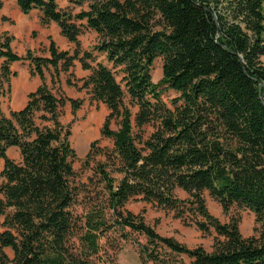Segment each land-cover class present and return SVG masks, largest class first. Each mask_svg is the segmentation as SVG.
Segmentation results:
<instances>
[{"label": "trees", "instance_id": "trees-1", "mask_svg": "<svg viewBox=\"0 0 264 264\" xmlns=\"http://www.w3.org/2000/svg\"><path fill=\"white\" fill-rule=\"evenodd\" d=\"M16 1L24 14L39 9L43 24L57 23L76 49L60 50L50 38V56H22L0 30V264H120L100 254L115 228L146 237L142 264H185L174 254L188 264H264V0ZM84 27L99 36L91 49L81 48ZM157 57L162 76L154 82ZM21 60L42 83L7 115L2 99L16 75L11 64ZM76 60L90 71L81 88L109 109L101 132L113 140L96 149L106 159L89 183L77 181L72 124L61 119L68 100L74 110L82 102L57 96L46 81L47 69L56 84ZM167 89L177 93L170 105L161 97ZM12 147L20 161L8 156ZM204 192L223 212L252 211L256 234L243 236L237 217L211 214ZM135 199L214 231L212 250L160 235L125 208Z\"/></svg>", "mask_w": 264, "mask_h": 264}, {"label": "rangeland", "instance_id": "rangeland-1", "mask_svg": "<svg viewBox=\"0 0 264 264\" xmlns=\"http://www.w3.org/2000/svg\"><path fill=\"white\" fill-rule=\"evenodd\" d=\"M4 6L0 11V30L8 32L13 37L12 46L14 50L25 56L29 49L37 54L43 55L47 51L44 46V41L49 42L48 31L54 30V24H47L41 22V12L39 9L33 10L29 14H24L18 7L16 0H3ZM60 6L66 7L69 5L68 0H59ZM264 7V3H263ZM81 7H74L73 11L78 12ZM163 27L161 21L156 22V28ZM46 33V36H45ZM98 33L84 27L83 33L80 36L81 48L91 49L98 42ZM76 49L74 44L72 52ZM103 55L99 56L100 60ZM3 60L1 59L0 62ZM264 65V56L261 57ZM162 58L157 57L154 60L151 76L154 82H157L161 76ZM11 70L16 73L12 77L11 91L8 92L2 99V107L7 115H10L11 110L22 108L27 101L28 94L37 88L35 84L36 76H32L30 72V62L28 60H21L11 64ZM54 69L46 70L47 83L52 88L57 96H64L66 98L78 99L82 105L77 110H74L71 102L68 100L63 108V115L61 117L65 124H72L71 142L77 151L78 159L74 167L78 173L77 181L79 183H89L92 178L96 179L95 169L99 162L105 161V156L97 154V148H112L113 140L102 135V127L109 114L107 106L101 102H96L91 99V95L85 89H82V79L86 78L89 70L82 68L81 63L76 60L75 65L71 67L69 72H61L59 81L56 84L52 83V73ZM71 78L73 85L68 84V79ZM120 79V77H118ZM24 81L26 90L19 95H15L18 91V84ZM40 85V84H39ZM21 92V91H18ZM176 92L167 89L161 95L163 101L170 105L171 98L176 96ZM112 127L117 129L119 124L117 121L112 122ZM151 127H147V133ZM97 142V147L93 148L92 144ZM9 157L17 160L19 150L11 148L8 152ZM90 157V158H89ZM3 169V160L0 158V172ZM97 191L101 190L103 184L100 186L97 181L94 182ZM83 195V194H82ZM177 195L180 198L187 197L186 193L177 190ZM206 205L211 214L218 217L222 222H227L231 217L239 219V230L243 236H251L256 234L258 224L255 221V215L249 209L238 208L232 206L228 212H223L221 205L214 200L207 192H204ZM126 209L135 214H142L145 221L153 226L155 230L162 236L173 237L182 244L188 247H195L202 245L205 250L211 251L214 242V231L204 234L199 231L194 225H187L182 220L175 218L172 212L164 211L152 203H146L140 199L130 201ZM4 217H0V231L3 230L2 221ZM129 237L124 236L120 229H112L107 232L100 240L101 255L104 257L114 258L120 264H142L140 260V245L146 243V237L143 234L132 232L126 229ZM5 251L10 257L14 253L10 247H6ZM174 256L185 264L189 263V258L184 254H174ZM106 259V258H105ZM147 264H152L148 262Z\"/></svg>", "mask_w": 264, "mask_h": 264}, {"label": "crops", "instance_id": "crops-1", "mask_svg": "<svg viewBox=\"0 0 264 264\" xmlns=\"http://www.w3.org/2000/svg\"><path fill=\"white\" fill-rule=\"evenodd\" d=\"M50 24H54L53 26V28H54V30L52 31V32H50V31H48V39H49V42H46V41H44V46H46L47 47V51L46 52H44L43 53V55H45V56H50V52H49V47H50V44H51V40H50V38H53V40L56 42V44H57V46L59 47V49L60 50H70V49H73V46H74V43H72V42H70L63 34H62V32H61V29H60V27L58 26V24L57 23H55V22H51ZM49 23L46 25V27H48L49 25H50ZM45 36H46V33H45ZM33 50V49H32ZM46 81H48V79H47V73H46ZM42 83V80L40 79V77L39 76H36V78H35V84H37L38 86H39V84H41ZM38 86H37V88H38ZM36 88V89H37ZM35 89V90H36ZM26 90V89H25ZM35 90H33V91H35ZM18 91H21V92H18ZM17 92H16V94L15 95H19V94H21L22 92H23V90H18ZM33 91H31V92H33ZM30 92V93H31ZM29 93V94H30ZM28 94V95H29ZM27 101H28V98H27ZM27 101H26V104H27ZM25 104V105H26ZM24 105V106H25ZM23 106V107H24ZM22 107V108H23ZM22 108H20V109H22ZM20 109H17V110H20ZM12 148H16V149H18L19 150V155H18V159L16 160V161H20L21 160V154H20V149L19 148H17V147H12ZM11 149V148H10ZM9 149V150H10ZM9 150H8V152H9ZM9 156V155H8ZM11 158V157H10ZM2 159V158H1ZM13 159V158H12ZM3 160V169H4V166H5V162H4V159H2ZM15 160V159H14ZM2 169V170H3Z\"/></svg>", "mask_w": 264, "mask_h": 264}, {"label": "bare ground", "instance_id": "bare-ground-1", "mask_svg": "<svg viewBox=\"0 0 264 264\" xmlns=\"http://www.w3.org/2000/svg\"><path fill=\"white\" fill-rule=\"evenodd\" d=\"M25 86L26 85H25L24 81H22L21 83L18 84V90H25L26 89Z\"/></svg>", "mask_w": 264, "mask_h": 264}]
</instances>
